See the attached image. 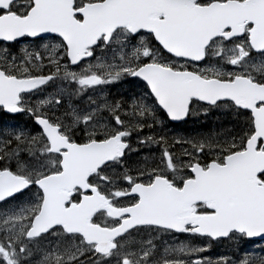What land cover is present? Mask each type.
Here are the masks:
<instances>
[{
  "label": "snow or ice",
  "instance_id": "6c2138e0",
  "mask_svg": "<svg viewBox=\"0 0 264 264\" xmlns=\"http://www.w3.org/2000/svg\"><path fill=\"white\" fill-rule=\"evenodd\" d=\"M18 117L0 264H264V0H0Z\"/></svg>",
  "mask_w": 264,
  "mask_h": 264
},
{
  "label": "trees",
  "instance_id": "16d2710c",
  "mask_svg": "<svg viewBox=\"0 0 264 264\" xmlns=\"http://www.w3.org/2000/svg\"><path fill=\"white\" fill-rule=\"evenodd\" d=\"M230 123V119L226 116L213 113L209 115L205 121L203 117L190 119L186 124L183 125V128L189 132L195 131H207L212 127L227 126Z\"/></svg>",
  "mask_w": 264,
  "mask_h": 264
},
{
  "label": "rangeland",
  "instance_id": "374dc122",
  "mask_svg": "<svg viewBox=\"0 0 264 264\" xmlns=\"http://www.w3.org/2000/svg\"><path fill=\"white\" fill-rule=\"evenodd\" d=\"M247 249L259 253L261 249H264V242H261L260 244L256 245H246ZM233 251V245L229 243H224L216 246L214 250V254H222V253H229L231 254Z\"/></svg>",
  "mask_w": 264,
  "mask_h": 264
},
{
  "label": "flooded vegetation",
  "instance_id": "af4514ba",
  "mask_svg": "<svg viewBox=\"0 0 264 264\" xmlns=\"http://www.w3.org/2000/svg\"><path fill=\"white\" fill-rule=\"evenodd\" d=\"M125 87H127V86H125ZM123 90H124L123 88L119 89V91H123ZM26 120H27L26 117H18L16 119L5 118L3 120H0V128L10 127V126L16 125V124L23 125Z\"/></svg>",
  "mask_w": 264,
  "mask_h": 264
},
{
  "label": "bare ground",
  "instance_id": "6f19581e",
  "mask_svg": "<svg viewBox=\"0 0 264 264\" xmlns=\"http://www.w3.org/2000/svg\"><path fill=\"white\" fill-rule=\"evenodd\" d=\"M3 127V126H2Z\"/></svg>",
  "mask_w": 264,
  "mask_h": 264
}]
</instances>
